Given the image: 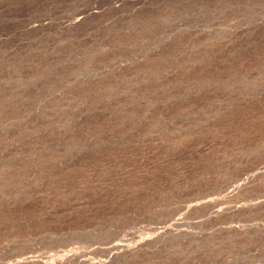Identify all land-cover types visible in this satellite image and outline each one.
Returning <instances> with one entry per match:
<instances>
[{"label": "rangeland", "instance_id": "374dc122", "mask_svg": "<svg viewBox=\"0 0 264 264\" xmlns=\"http://www.w3.org/2000/svg\"><path fill=\"white\" fill-rule=\"evenodd\" d=\"M0 264H264V0H0Z\"/></svg>", "mask_w": 264, "mask_h": 264}, {"label": "bare ground", "instance_id": "6f19581e", "mask_svg": "<svg viewBox=\"0 0 264 264\" xmlns=\"http://www.w3.org/2000/svg\"><path fill=\"white\" fill-rule=\"evenodd\" d=\"M92 12H94V11H92ZM81 18H82V16H79V17H77L75 20H81ZM79 22V21H78ZM75 23H76V21H75ZM118 247V246H117ZM122 247V246H121ZM126 250H128V248H126ZM134 250V249H133ZM129 251V250H128ZM126 252V251H125ZM121 253H122V251H121ZM128 253H130V252H128ZM128 253H127V255H128ZM121 255V254H120ZM125 256V255H124Z\"/></svg>", "mask_w": 264, "mask_h": 264}]
</instances>
